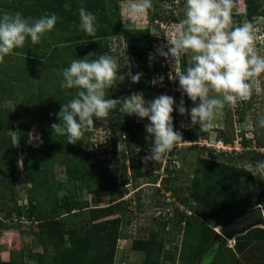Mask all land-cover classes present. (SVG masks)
Wrapping results in <instances>:
<instances>
[{
  "label": "rangeland",
  "instance_id": "obj_1",
  "mask_svg": "<svg viewBox=\"0 0 264 264\" xmlns=\"http://www.w3.org/2000/svg\"><path fill=\"white\" fill-rule=\"evenodd\" d=\"M247 1L233 0L232 19L235 25L249 21L246 19L247 4L256 7V13L264 9V0L250 3ZM63 3L69 5V9L64 14L56 13L57 10L62 11V8L58 6L54 10H46L47 14L54 13L60 22L56 23L54 29L42 39L41 43L33 45L28 39L23 48L14 49L13 53L6 56L4 62L0 63V114L4 121L13 122L12 128L6 131L8 142L5 147L8 150L6 152L0 150V209H7L13 205L14 201V204L23 205L26 209L27 197L31 193L34 194L38 210L46 211L52 207L53 199L56 198L62 202L63 196L71 192L74 199L86 200L88 206L73 209L71 212H63L56 219L59 221L62 232H65V238L66 233L71 230L81 233V227L89 228L90 224L95 222H90V208L105 207L111 203V196L107 190H97L101 185V177L104 174L116 172L117 159L125 160L129 176L124 185L126 191L122 196L115 198H117L116 201L127 203L114 215L122 216V222L119 227L113 264H146V259L154 260L157 264H211L209 259L216 261L215 264H231L235 262V259H241L242 264H247L245 259H248L253 249H257L254 245L262 241L251 240L243 245L245 241L241 240L240 250H236L235 236L244 232L231 233L229 241L215 253L210 251L207 253L209 246L207 245L205 251L201 250L202 253L198 255V258L195 255L191 256L190 253L195 252L194 245L198 243L202 233L206 236L204 232H207V227H212L215 233L216 231L222 233V222L225 220L224 217L218 218L221 223L216 225V219L210 216L202 217L201 213L205 208L198 206L192 198H189L190 200L186 203L180 202L179 198L190 195L191 185L195 186L193 183L195 173L199 179L198 186L215 184L214 176L204 178L203 172L205 174L206 166L200 158L223 161L222 159L235 157L232 163L228 160V164L250 169L256 175L254 165L237 159L234 152L243 149L241 140L243 137H252V130L256 127L262 135L264 128L259 127L258 117L264 114V92L259 95L254 92L250 101L238 103L235 107L226 106L222 114L218 113L215 117L213 127L207 132H202L198 125H191L190 116L187 114L181 116L175 110L183 98L182 93L179 96L176 95L180 92L176 86L170 88L169 94L158 90V86L162 84L161 81L165 77L163 67H166L165 63L168 62L157 56L158 58L152 60L153 68H149L150 64L147 65L146 60L143 66H147L142 70L141 65L139 66L136 61L137 57L133 55L132 58L130 54L132 52L129 49L126 51L127 45L132 44L135 45L133 51L137 53L155 54L157 47L166 44V39L177 34L179 22L183 18L184 0H152V9L141 18L131 16L128 10L129 0H62V6ZM82 3L104 5V12L115 28L114 33L103 38L110 47L111 56L117 60L119 66L114 88L109 89L107 98L121 99L133 93H140L145 101H150L161 94L172 96L175 101L174 130L182 134L184 141L177 148L178 152L169 154L166 160L155 164L152 162L145 164L143 157L149 153L152 143L147 141L144 145L135 147L134 153L130 154L121 136L122 138L117 142V158H115L109 139L110 131L106 128L107 119H100L101 126L87 131L86 142L88 149L98 153L101 162L93 167L89 166L84 178L74 182L67 178L64 156L55 153L54 150L48 151L49 147L42 146L41 140L36 139L32 133L36 134L42 129L47 137L55 135L51 129L53 123H59L55 114L59 112L63 101L68 96L72 98L75 92V89H62L60 85L63 80L62 69L68 67L72 60L89 55L88 52L83 53L82 50V46L87 43L88 39L68 38L74 33L83 32L79 28L78 20L73 17L74 9ZM74 4L75 7H72ZM37 5L35 0H0V14L19 12L24 16L21 11L22 7L35 6L39 9ZM250 22L254 26L253 34L257 51L264 55V15H254ZM76 43H79L77 46L81 47L75 46ZM185 59L188 66L190 58L185 56ZM137 71L142 73L141 79L139 83H132L129 72L135 75L134 72L137 74ZM260 83L264 89V75L260 77ZM3 85L6 86L5 91H1ZM192 106L190 102V108ZM120 107L121 105L118 104V111L122 113L120 125L123 126L124 116ZM185 107H188L187 103ZM16 117L21 123L29 125L31 132L28 134V140L33 143V146L42 147L44 151L36 154V158L29 153L25 154L19 146L18 129L20 126L15 122ZM130 119L144 125L143 134L146 138L145 125L150 121L146 118L140 120L136 116H130ZM187 123L188 126L191 125L199 130L200 135L194 140L186 136ZM181 124L184 127H181ZM219 131H223L229 138L228 146L219 144ZM195 143L198 147L192 148ZM260 152L264 153V148H261ZM40 156L42 162L39 166L46 169V176L45 178L38 176L41 180L40 186L30 190L32 183L30 180L26 182L28 172L25 170L35 169L34 162L39 161ZM137 160L141 163L142 173L140 177L134 179L131 163H136ZM165 177L169 178L166 185L170 189L164 187L165 183L162 179ZM254 180L255 184L253 183L249 188L254 191L253 198L258 199L259 204L257 205L261 207L264 215V180L257 177ZM9 184L12 185L10 189ZM10 195L14 197L12 200ZM243 206L244 202L236 196L230 207L236 209L237 213L227 218L239 216L250 209ZM182 209L188 213L185 214L188 217L185 228L183 224L177 223ZM4 215V212L0 211V217ZM2 220L4 225L0 230V264H7L8 261L9 264H21L22 260L24 264L53 262V255L59 246L53 244L47 236L41 239L37 235L40 227L36 220L31 221L26 215L15 213L8 219L2 218ZM163 221L166 222L164 228L161 225ZM261 226L264 227V225ZM151 231L157 232L162 237V245L158 253L154 250L152 255L146 256L148 254L144 250L131 247L134 238H147ZM227 244H231L232 247H228ZM181 254L183 255L180 260Z\"/></svg>",
  "mask_w": 264,
  "mask_h": 264
},
{
  "label": "clouds",
  "instance_id": "obj_2",
  "mask_svg": "<svg viewBox=\"0 0 264 264\" xmlns=\"http://www.w3.org/2000/svg\"><path fill=\"white\" fill-rule=\"evenodd\" d=\"M152 7V0H129L128 3V10L135 18L144 17ZM233 7V0H184L183 18L177 34L157 47L155 54H146L149 68H153L152 60L157 56L168 62L163 67L165 77L158 88H165L169 93L170 88L176 86L180 90L176 95H186L193 106L186 108L181 98L175 110L181 116L189 115L191 125H198L202 132L213 127L215 117L222 114L226 106L235 107L250 101L254 92L257 95L264 92L260 83V77L264 75V55L257 51L254 26L250 21L235 25ZM65 9L68 10L69 5L65 4ZM78 13L80 30L94 37L100 27L97 16L84 7H80ZM58 19L54 13L39 18L25 17L19 12L0 14V63L14 49L23 48L28 39L33 45L41 43ZM91 55L93 53L76 58L62 69L60 87L75 89V92L55 114L59 123L51 125L53 133L66 137L67 144L75 145L86 139V132L94 127L95 120L107 119L119 104L125 115L150 121L145 130L146 139H151L152 144L143 162L155 164L166 160L184 141L173 126L174 98L161 94L145 101L140 93L121 99L107 98L117 78V60L108 54L89 60ZM185 56L190 59L188 66L182 68L181 60ZM141 75L129 72L132 83H139ZM166 79L168 83H165ZM170 79L178 81L170 82ZM258 124L264 128V114L259 115ZM254 170V176L264 180V160L257 161ZM227 246L232 247L231 244Z\"/></svg>",
  "mask_w": 264,
  "mask_h": 264
},
{
  "label": "trees",
  "instance_id": "obj_3",
  "mask_svg": "<svg viewBox=\"0 0 264 264\" xmlns=\"http://www.w3.org/2000/svg\"><path fill=\"white\" fill-rule=\"evenodd\" d=\"M40 0H35V3L39 6L37 9L35 6H26L22 7L21 11L23 12L25 17H33L39 18L40 16L46 14V10L52 9L54 10L56 6H58L61 10H57V14H64L67 10L65 9V5L62 4V0H44L42 3H39ZM256 0H248L247 2H255ZM75 7V4L72 6ZM70 8V10L72 9ZM80 7H84L86 10L92 12L97 16V23L100 27L97 30V33L94 37L88 36L85 32H79L78 34H72L70 37L74 40H86L88 39L87 43L82 46L83 53L88 52L93 53V55L89 56V60H93L98 58L99 55L108 54L111 55L110 47L106 40L103 38L114 33L115 28L113 26L112 21L107 17L106 13L104 12V5L98 3H82L77 8L74 9V18L79 21V13L78 9ZM246 10V19L252 20L254 15H264V9L260 11V13H256V7L250 6L247 4L245 7ZM60 21H57V23ZM78 38V39H76ZM76 43L75 46H77ZM129 46V47H128ZM77 47H81L80 45ZM135 45L132 44L127 45V49L131 51V57H137L136 61L138 62L141 68H146L144 62L146 61V57L143 52H135L133 51ZM134 55V56H133ZM139 56H143L142 58H138ZM27 61H31L30 59H26ZM182 68L187 67L185 57L181 60ZM24 70L25 66L23 67ZM21 70V69H20ZM139 71V68L137 69ZM137 71V73H138ZM21 72V71H20ZM136 74V72H134ZM167 82V79L165 80ZM6 86L3 85L1 87V91H5ZM159 91H165V88H158ZM166 93V92H165ZM169 94V93H168ZM112 99L113 97H109ZM72 99L68 96L63 103L68 102ZM185 103L188 104V109H190V100L185 95L183 96ZM61 108V105H60ZM121 115L118 111V105L114 110L110 112L109 117L107 118L106 128L110 131V142L112 146V152L117 158V142L122 139L128 148L130 154L134 153L135 147L144 145L147 141L151 142V139H146L144 137L143 131V124L140 122H136L133 119H130V116H127L123 113L124 122L123 126L120 125L121 123ZM173 115V114H172ZM189 116V115H188ZM15 122L18 123L20 126L18 129V142L20 148L23 149L24 153L31 154L36 158V154L43 153L42 147H34L27 143V138L29 134V125L25 123H21L20 119L16 117ZM102 121L95 120L94 127L101 126ZM13 122L7 120L4 121L2 115L0 114V150L7 151L8 149L5 147V144L8 142L6 137V131L11 129ZM187 125V138L194 140L197 138L200 133L196 127H192L191 125ZM40 130V129H39ZM42 136L43 145L49 147L48 151L54 150L55 153H60L64 156L63 162L66 168V175L68 180L71 179L72 181L82 180L85 174L86 169L93 167V165H98L101 160L97 152L88 149L87 146V132H86V139L83 141L78 142L75 145L67 144L66 137L59 136V135H51L47 137L44 131L41 129L39 132ZM204 134V133H203ZM218 137L222 139L225 143H228L230 140L229 138L223 133V131H219ZM251 143H253L251 145ZM241 144L243 145V149L239 152H234L237 159H241L244 162L251 163L255 165L257 161L264 160V153L260 152L261 148H264V130L262 135L257 132V129L252 130V137H243L241 140ZM198 147L195 143L192 148ZM178 150L175 149L170 154L177 153ZM39 161L34 162L35 169H30L26 174V182L30 180L32 185L30 184V190H34L36 186H40L41 180L38 178L46 176V169H43L39 165H41L42 157L40 156ZM235 159L232 157L231 159H222L223 161H210L205 158H200V161L204 163L206 166L205 174L203 172L204 178H208L209 176L215 177V184L198 186V176L195 173V177L193 179V183L195 186H192L191 192L189 196L180 197V202H187L192 198L198 206L204 207V211L201 213L202 217H212L216 219V225L221 223L218 219L220 217H230L233 214L237 213L236 209H232L230 204L234 201L235 197L238 196L243 202L246 208H251L259 204L258 199L253 198V193L251 185L255 184V176L250 171V169H246L244 167H235L231 164V161ZM229 160V161H228ZM228 161V162H227ZM116 172L114 174L107 173L101 177V185L98 187L97 190H107L110 194L111 203L105 207H98V208H90V222H92L89 228L81 227L80 232L76 233V231L71 230L66 233L67 237L65 238V232H62V228L59 225V221H57V217L63 214V212H71L73 209H81L86 208L88 203L86 200H77L73 198V193H69L63 196L62 202H59L56 198L53 199V205L50 209L46 211L38 210V207L34 200V194H28V206L26 209L23 205L14 204L8 207L7 209H0V211L4 212V217L8 219L12 214L17 215H26L29 219L36 220L38 227L40 230L38 231V236L43 239L44 236H47L53 244L59 246L53 255V262L46 263V264H113L114 260V253L116 242L118 238V232L120 223L122 222V216H114L117 214L127 202L116 201V196H122V194L126 191L127 180L129 176L127 175V166L125 160L119 161L117 159L116 165ZM131 169L133 176L132 178L136 179L137 177L141 176L142 168L141 163L137 160L136 163H131ZM199 171V170H197ZM25 172V173H26ZM29 174V177H28ZM155 179V178H154ZM169 178H163L162 181L165 183V188L170 189L166 185V182L169 181ZM11 184H9V189L11 188ZM250 187V188H249ZM159 188V187H158ZM32 192V191H30ZM11 200L14 198L13 195H10ZM59 202V203H58ZM114 202V203H113ZM23 208L25 210H23ZM35 211H37L35 213ZM200 214V213H199ZM179 220L178 224L187 226L188 217L182 211L179 213ZM0 217V230L3 228L4 221ZM103 218V220H102ZM162 227L166 226V222L163 221L161 223ZM206 230V228H205ZM204 232V231H203ZM83 233V234H82ZM215 231H213L212 227H207V232L205 231L204 234L206 236L201 235L197 244L194 245V251L191 252L190 255H195L198 258L200 255L201 250L205 251V247L209 245L211 239L214 235ZM162 237L159 236L157 232L151 231L147 238H134L131 242V247L133 249H142L146 252V256L152 255L151 253L156 250L157 253L160 251L162 245ZM244 240V244L246 242L255 240V241H262L260 243H256L254 246L257 249H250L252 250L248 259H245L247 264H263L264 263V227L261 225H256L242 234L236 235L234 239V246L236 250H240V242ZM231 248V247H230ZM63 249V250H62ZM183 254L180 255V260ZM22 257V256H21ZM179 260V261H180ZM211 261V262H210ZM235 262L231 264H242L241 259H235ZM9 262V261H8ZM7 262V264H9ZM211 264H215L216 261L209 260ZM6 264V263H5ZM23 260H22V263ZM146 264H157L154 260L146 259Z\"/></svg>",
  "mask_w": 264,
  "mask_h": 264
},
{
  "label": "water",
  "instance_id": "obj_4",
  "mask_svg": "<svg viewBox=\"0 0 264 264\" xmlns=\"http://www.w3.org/2000/svg\"><path fill=\"white\" fill-rule=\"evenodd\" d=\"M232 222L237 225L234 231L226 232L223 230L222 233L216 232L213 235L210 243V245L213 244L211 253H215L226 244V239L231 237L232 234L245 232L256 225H264V215L260 206H254L239 214V216H235Z\"/></svg>",
  "mask_w": 264,
  "mask_h": 264
},
{
  "label": "flooded vegetation",
  "instance_id": "obj_5",
  "mask_svg": "<svg viewBox=\"0 0 264 264\" xmlns=\"http://www.w3.org/2000/svg\"><path fill=\"white\" fill-rule=\"evenodd\" d=\"M257 128V127H256ZM255 128V129H256ZM257 132L258 133H260L259 132V129L257 130ZM235 217V216H234ZM234 217H231V218H224V222H222V229L224 230V231H226V232H230V231H234L235 230V228H236V224L234 223V222H232V220L234 219ZM212 247H213V244H209V246L207 247V253H208V251H210L211 252V249H212ZM204 258V257H203Z\"/></svg>",
  "mask_w": 264,
  "mask_h": 264
},
{
  "label": "built area",
  "instance_id": "obj_6",
  "mask_svg": "<svg viewBox=\"0 0 264 264\" xmlns=\"http://www.w3.org/2000/svg\"><path fill=\"white\" fill-rule=\"evenodd\" d=\"M170 78H173V77H170ZM173 80L174 79H170V82H173ZM162 82V81H161ZM162 85V84H161ZM32 135L34 136V137H36V139H39V140H42V138H41V135H40V133L39 132H37L36 134H34V133H32ZM31 135V136H32ZM33 138V137H32ZM27 142H28V144H30V145H32L33 146V143H31V141L30 140H28L27 139ZM219 144L220 145H222V146H228L229 144L228 143H225L222 139H220V141H219ZM36 147V146H35ZM237 151V150H236ZM239 151H241V150H239ZM238 151V152H239Z\"/></svg>",
  "mask_w": 264,
  "mask_h": 264
},
{
  "label": "crops",
  "instance_id": "obj_7",
  "mask_svg": "<svg viewBox=\"0 0 264 264\" xmlns=\"http://www.w3.org/2000/svg\"><path fill=\"white\" fill-rule=\"evenodd\" d=\"M202 260H203V259H202ZM202 260H201V261H202Z\"/></svg>",
  "mask_w": 264,
  "mask_h": 264
}]
</instances>
